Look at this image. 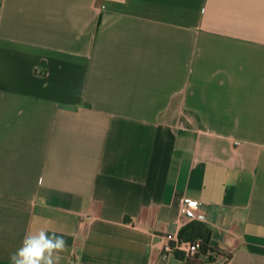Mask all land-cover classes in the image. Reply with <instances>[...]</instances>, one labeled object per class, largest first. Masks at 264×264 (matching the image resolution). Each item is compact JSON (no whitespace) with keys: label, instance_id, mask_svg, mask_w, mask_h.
Wrapping results in <instances>:
<instances>
[{"label":"crops","instance_id":"0c3cea01","mask_svg":"<svg viewBox=\"0 0 264 264\" xmlns=\"http://www.w3.org/2000/svg\"><path fill=\"white\" fill-rule=\"evenodd\" d=\"M264 264V0H0V264Z\"/></svg>","mask_w":264,"mask_h":264},{"label":"clouds","instance_id":"9594fccd","mask_svg":"<svg viewBox=\"0 0 264 264\" xmlns=\"http://www.w3.org/2000/svg\"><path fill=\"white\" fill-rule=\"evenodd\" d=\"M67 250L62 235L46 230L29 232L22 246L9 255L10 264H60L61 253Z\"/></svg>","mask_w":264,"mask_h":264},{"label":"built area","instance_id":"2783aa9c","mask_svg":"<svg viewBox=\"0 0 264 264\" xmlns=\"http://www.w3.org/2000/svg\"><path fill=\"white\" fill-rule=\"evenodd\" d=\"M210 205L185 198L180 207V220L182 224L187 222H207L214 215L209 214ZM199 248V242L182 240L179 235H168L165 238L163 250L166 254L181 253L185 259L195 255Z\"/></svg>","mask_w":264,"mask_h":264},{"label":"trees","instance_id":"16d2710c","mask_svg":"<svg viewBox=\"0 0 264 264\" xmlns=\"http://www.w3.org/2000/svg\"><path fill=\"white\" fill-rule=\"evenodd\" d=\"M182 240L199 242V248L195 255L186 259V264H202L201 256H206L214 252L211 248L212 230L204 226L201 222H190L179 233Z\"/></svg>","mask_w":264,"mask_h":264}]
</instances>
